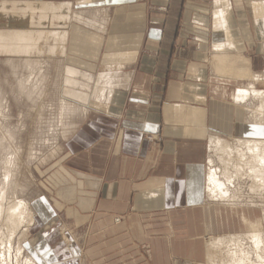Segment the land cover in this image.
<instances>
[{"label": "crops", "instance_id": "crops-1", "mask_svg": "<svg viewBox=\"0 0 264 264\" xmlns=\"http://www.w3.org/2000/svg\"><path fill=\"white\" fill-rule=\"evenodd\" d=\"M32 5L51 27L40 39L52 41L47 53L101 71L108 92L39 169L45 192L32 199L28 240L41 260L30 255L39 264L203 259L204 238L239 229L241 211L207 195L209 140L263 137L232 95L264 72V0H0V32L34 25Z\"/></svg>", "mask_w": 264, "mask_h": 264}, {"label": "rangeland", "instance_id": "rangeland-1", "mask_svg": "<svg viewBox=\"0 0 264 264\" xmlns=\"http://www.w3.org/2000/svg\"><path fill=\"white\" fill-rule=\"evenodd\" d=\"M33 12L31 6L29 10L31 14L30 24L34 25H24V27H15V29L44 31L45 28H51L50 26L40 27L38 20L33 17ZM7 31L0 32V41L3 40L4 42L9 37ZM50 44H52L50 40L47 42L39 41L36 49H31L29 45H26L16 50L8 45L6 47L0 46V206L3 210L13 202L22 200L21 202H25L24 204L28 210L30 209L34 217L27 237L24 238L23 232L29 224L27 218L25 217L18 229L11 233L3 225V217L0 214V264H28L26 252L32 253L38 261L41 260L38 257V251L31 247L36 240H28L30 230L35 223V208L38 205L32 199L37 194L45 192L44 176L40 174L39 169L43 171L44 168L51 166L50 162L61 151L63 142L79 123L92 101L91 99L88 104H80L81 101L72 100L62 92L63 78L68 68H71L75 61L70 56L63 57L58 51L49 55L46 48ZM79 70L83 74L75 77L82 83L80 91L94 94L99 84L105 85L107 83L106 75L102 74L101 71L92 74L80 68ZM262 71L264 69L258 72ZM259 75L264 76V72L259 73ZM104 81L106 82L104 83ZM251 84L252 82H246L240 86L246 88ZM254 86L259 90H264V82L262 81L255 83ZM102 92L104 96L108 89L105 88ZM246 105L247 109L244 106L239 108L240 115L244 112L247 114L246 121L249 122L244 121L246 124H253L254 118L256 122H264V115L258 109L257 100L246 103ZM237 137L240 138V135ZM237 137L225 138L230 143L235 144ZM208 149V156L213 159L214 164L217 167H222L221 154L217 153L211 146ZM249 185V179H235L233 187L236 191L234 192H238L237 196L242 203L239 208L229 206L226 203L211 202L235 211L241 210L238 214L239 229L232 230L230 228L217 235H208L204 238L205 244L213 236L239 233V231L242 234L247 230L245 220H260L261 228L264 230L263 192H261L262 194L252 193ZM249 203L254 205L249 206ZM28 210L24 214L25 216L29 213ZM243 214L249 216L244 220L241 217ZM242 236L240 241L243 242L244 248L250 250L251 246L245 237V233ZM205 253L206 247L203 259H186L178 261L176 264H205ZM80 261H86L84 255H81Z\"/></svg>", "mask_w": 264, "mask_h": 264}, {"label": "bare ground", "instance_id": "bare-ground-1", "mask_svg": "<svg viewBox=\"0 0 264 264\" xmlns=\"http://www.w3.org/2000/svg\"><path fill=\"white\" fill-rule=\"evenodd\" d=\"M36 7L38 6L32 5L33 9ZM41 9H43V6ZM7 32L9 37L4 42L3 40L0 41V46L6 47L8 45L14 48V50L21 49L26 45H29L31 49H36L43 34L42 31L27 29H8ZM81 72L82 71L75 65L68 68L65 77L63 78L62 92L72 98V100L81 101L80 104H88L91 99H100V97L104 98L102 91L107 87L103 84L98 85L99 87L94 94L85 93L84 91L79 90L82 89L80 88L82 83L76 79L75 76L83 74ZM113 79L115 81V78ZM252 80V84L249 87H238L233 93L232 99L234 104L236 103L239 107L244 106L245 109H247L246 103L257 100L258 109H260L264 115V90H259L254 86L255 83L260 81L264 82V76L255 74ZM106 81H104V83ZM253 125L255 127L263 128L264 122H256V119L254 118ZM209 145L217 151V153L221 154L220 159L222 161V167H217L216 164H214L213 159L208 156L206 189L207 195L211 200H226L232 204H242L237 196L238 192H234L236 189L233 187L235 179L242 178L250 180L249 186L252 193L263 192L264 196V136L255 138H236L235 144H232L224 137L213 135L209 140ZM218 162L220 164V161ZM21 201L13 202L3 210L2 206H0V214L3 217V225L6 227L7 231L11 233L18 229L26 217L29 223L26 227L27 229H25L26 231L24 230L23 232L24 238H26L34 217L30 209H27V206L24 204L25 202L22 203ZM249 204V206L254 205L251 203ZM27 210L29 213L25 216L24 214ZM262 216H264V214ZM245 223L247 230L242 234L245 233V237L249 241L251 249L244 248L243 242L240 241L243 237L241 232L210 237L206 243L205 264H264V230L261 228V221L245 220ZM25 254L28 264H39L28 252Z\"/></svg>", "mask_w": 264, "mask_h": 264}]
</instances>
